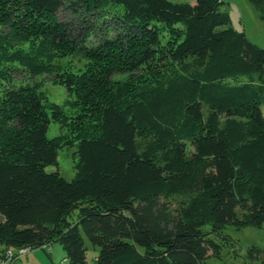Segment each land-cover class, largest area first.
Masks as SVG:
<instances>
[{
  "label": "trees",
  "instance_id": "1",
  "mask_svg": "<svg viewBox=\"0 0 264 264\" xmlns=\"http://www.w3.org/2000/svg\"><path fill=\"white\" fill-rule=\"evenodd\" d=\"M250 2L264 21V0ZM223 5L0 0V259L58 243L69 264H204L229 226H264V49ZM68 6L115 36L87 46L59 21ZM73 55L83 69L59 67ZM20 74L52 77L78 113L17 86ZM63 118L77 139L71 181L47 172L68 144L47 136ZM249 259L264 264V249Z\"/></svg>",
  "mask_w": 264,
  "mask_h": 264
},
{
  "label": "rangeland",
  "instance_id": "2",
  "mask_svg": "<svg viewBox=\"0 0 264 264\" xmlns=\"http://www.w3.org/2000/svg\"><path fill=\"white\" fill-rule=\"evenodd\" d=\"M183 1V0H176ZM190 1V0H188ZM224 5L222 10L228 12L231 18V26L239 31L244 32L248 39L255 45L264 49V21L260 18L258 10L252 5L250 0H223ZM59 21L70 26L69 31L73 37L83 36L89 33L90 36L86 40L87 46L99 44L103 36L107 33L110 36H115L114 27L110 28V32L106 31L105 25L96 24L92 31H89V26L95 21L94 17L89 14L76 12L70 6L62 8L58 14ZM86 62L79 56H68L57 60L59 67H67L77 71L84 68ZM245 80V77H242ZM6 84V81H3ZM17 86L19 85H39V89L48 99L49 103L59 105L64 115L68 118L75 116L79 109L73 108L69 102L75 101L76 97L68 94L66 88L62 85L53 84L52 77L38 76L35 78L29 77L27 74L16 75ZM15 86V87H17ZM4 87L0 85V96L3 93ZM50 117L53 111L47 108ZM262 113L264 116V105H262ZM1 119V118H0ZM49 139L55 137H64L67 145H63L59 149L58 167H49L47 172H54L59 169L62 177L71 181L75 177V153L77 150V139L71 121L68 119H60L55 121L52 119L47 132ZM188 151L191 150L189 145H186ZM224 235L230 239L229 245L224 247L221 253V258H210L204 264H257L249 259V249L253 246L264 249V226L262 228H246L237 230L233 226H229ZM88 248L87 260L92 263L99 254V249L94 248L87 238H85ZM221 243L220 240H217ZM2 247H0V251ZM19 254V252H17ZM20 254L14 264H69L66 259V254L58 243H54L46 249L29 250L24 255Z\"/></svg>",
  "mask_w": 264,
  "mask_h": 264
},
{
  "label": "built area",
  "instance_id": "3",
  "mask_svg": "<svg viewBox=\"0 0 264 264\" xmlns=\"http://www.w3.org/2000/svg\"><path fill=\"white\" fill-rule=\"evenodd\" d=\"M26 251H20V255H24ZM16 260L13 259L12 254L9 252L6 254L5 259H0V264H14Z\"/></svg>",
  "mask_w": 264,
  "mask_h": 264
},
{
  "label": "crops",
  "instance_id": "4",
  "mask_svg": "<svg viewBox=\"0 0 264 264\" xmlns=\"http://www.w3.org/2000/svg\"><path fill=\"white\" fill-rule=\"evenodd\" d=\"M2 250H3V248H2ZM2 250H1V251H2Z\"/></svg>",
  "mask_w": 264,
  "mask_h": 264
},
{
  "label": "bare ground",
  "instance_id": "5",
  "mask_svg": "<svg viewBox=\"0 0 264 264\" xmlns=\"http://www.w3.org/2000/svg\"><path fill=\"white\" fill-rule=\"evenodd\" d=\"M18 254V253H17ZM20 257V256H19Z\"/></svg>",
  "mask_w": 264,
  "mask_h": 264
}]
</instances>
